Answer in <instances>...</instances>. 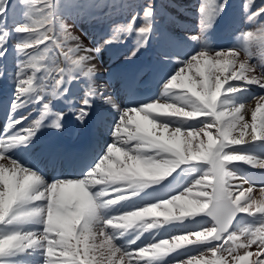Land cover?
Here are the masks:
<instances>
[{
  "label": "snow or ice",
  "instance_id": "obj_1",
  "mask_svg": "<svg viewBox=\"0 0 264 264\" xmlns=\"http://www.w3.org/2000/svg\"><path fill=\"white\" fill-rule=\"evenodd\" d=\"M227 3L199 0L201 33L213 28ZM252 4L243 5L249 22L264 14V6L251 11ZM76 6L75 0H21L17 16V5L0 0V58L12 33L19 58L0 132V264H264V183L259 198L251 195L256 183H233L248 181L233 162L264 169V94L252 97L255 107L242 97L252 85L264 89V56L250 62L256 59L252 42L264 48V24L258 32H242L239 46L229 48L188 37L200 47L183 60L163 57L174 64L160 96L147 103L130 97L121 108L96 85L91 53L134 36L131 60L149 46L155 11L145 7L141 26H135L136 14L115 25L104 45L87 48L63 23L64 10ZM80 78L85 84L78 106L67 99V111H55L46 97L64 99ZM98 99L115 112L107 125L111 142L81 174L49 183L22 162L17 150L27 149L41 128L62 131L69 114L85 124ZM30 104L41 105L40 116L23 126L27 117L14 114ZM239 214L252 223L237 233Z\"/></svg>",
  "mask_w": 264,
  "mask_h": 264
},
{
  "label": "rangeland",
  "instance_id": "obj_2",
  "mask_svg": "<svg viewBox=\"0 0 264 264\" xmlns=\"http://www.w3.org/2000/svg\"><path fill=\"white\" fill-rule=\"evenodd\" d=\"M106 1V0H105ZM112 1V0H111ZM122 0H118V2H121ZM124 1V0H123ZM244 1L245 0H234L235 4L234 5H238V6H241L243 7L244 5ZM259 0H253V4L254 3H257ZM115 2L116 0H113L112 4L115 5ZM138 2H141L140 0ZM155 0H144L143 3L141 5H139V3H135V7L137 8L136 11H134L136 14H139L137 17H139L136 21H141L142 20V15H143V10L145 7L151 5L153 7V4H154ZM134 2H131V6H133ZM164 4H168L170 9L172 10L169 11L167 9L168 12L164 11L161 6ZM173 3L177 4L178 6L177 7H174L171 5V2L170 0H162V4H160V6L157 8H154L156 11H157V15L158 17L164 22V19L167 18V22H172L173 20H175V18H182L184 20H188V27H189V32L185 34V36L183 35L184 39H185V45L188 46V48L192 47V44L189 43V39L188 37L192 36L193 35V31H194V28L197 26L198 28H200L199 26V14H198V11H197V8H198V4H199V0H173ZM95 3H93L92 5H94ZM260 5V4H258ZM261 6H264V3L263 5ZM242 12L244 14L245 11H244V8L242 9ZM88 14V12L86 13ZM264 17V15L262 16ZM129 21H132L129 20ZM135 21V22H136ZM259 22V20L257 21ZM143 23V21H142ZM252 22L250 23H247L246 21V27H247V30H251V24ZM178 24H181V25H184L183 22H178ZM136 25V24H135ZM91 26L92 24L89 26V29H91ZM68 29L73 32L75 35H77V37H79V40L80 42L85 46L87 47L89 45V43L87 41H84V39H82L80 37V34L79 32L74 28L72 27L69 23H68ZM178 31L180 32V28H178ZM177 32V33H179ZM254 32H258V29L257 31H254ZM70 33V32H69ZM181 33V32H180ZM179 33V34H180ZM72 34V33H70ZM73 35V34H72ZM163 38V32L158 30L157 32V39H158V42H160V40ZM171 43L173 45H175L172 40H170ZM164 43V42H163ZM165 45V43H164ZM161 47V46H160ZM163 48V47H161ZM170 48V55H174V51L173 49H175V47H169ZM229 48V47H227ZM250 49L252 50L253 53H257L260 56H264L263 52L262 51H259V48H257L254 44H252L250 46ZM176 50V49H175ZM186 52L187 54L190 53L191 51L190 50H187V51H184V52H181L179 50V59L180 60H183L185 59L186 57L183 56V55H186ZM241 52L244 53L243 50H241ZM83 54V53H82ZM246 55V53H244ZM169 55V56H170ZM181 56V57H180ZM187 74V72H186ZM260 95V94H259ZM258 117H259V114H258ZM206 140V137L204 138ZM235 147H242V146H235ZM261 158H264V157H261ZM235 165H237V170L248 180V181H244V180H237V181H234L233 183H237V184H243V187L244 188H247L249 186H252L251 183H256V185L254 186V190L253 192L251 193V195L253 196H256L257 198H259L260 196V191H259V188H260V185L259 183H264V169H260V168H255L253 167L252 165H248V164H245L243 162H233ZM229 167H232V165H229ZM193 178H194V175H193ZM193 191L195 192L196 189L194 188ZM257 191V192H256ZM179 194V193H177ZM238 194V192H237ZM243 219H240L238 220L239 223H236L234 225V228L237 230V233H239V230L243 229L244 227H248L250 226V224L252 223V220L250 217H247L245 214H243V216L241 217ZM159 219H163L162 217H160ZM199 219V217L197 218ZM192 227H196L195 224L191 225ZM175 234H181V233H175ZM150 233H145L144 237H142V239H145L147 237H149ZM253 251H255V246H253L252 248ZM241 255H243V250H241ZM174 255V254H173ZM209 258H211V256H209ZM252 259V258H250Z\"/></svg>",
  "mask_w": 264,
  "mask_h": 264
},
{
  "label": "bare ground",
  "instance_id": "obj_3",
  "mask_svg": "<svg viewBox=\"0 0 264 264\" xmlns=\"http://www.w3.org/2000/svg\"><path fill=\"white\" fill-rule=\"evenodd\" d=\"M224 48H227V47H224ZM244 53H245V52H244ZM244 53L241 52V59H244L245 56L247 55V53H246V55H245ZM186 54H187V52H186ZM180 57H181V56H180ZM250 62L252 63V61H250ZM252 97H253V96H250L249 99H245V100H246V101H249L252 107H255V103H256V102L252 99ZM257 97H259V96H257ZM160 102L163 103L164 101L161 100ZM246 119L250 120V113H249L248 116H246ZM256 192H257V191H256ZM259 197H260V196H259Z\"/></svg>",
  "mask_w": 264,
  "mask_h": 264
},
{
  "label": "water",
  "instance_id": "obj_4",
  "mask_svg": "<svg viewBox=\"0 0 264 264\" xmlns=\"http://www.w3.org/2000/svg\"><path fill=\"white\" fill-rule=\"evenodd\" d=\"M242 214H239L238 218L241 216ZM235 223V222H234Z\"/></svg>",
  "mask_w": 264,
  "mask_h": 264
}]
</instances>
